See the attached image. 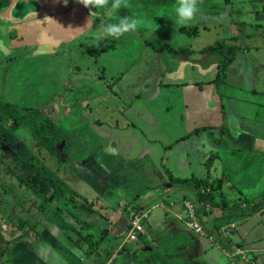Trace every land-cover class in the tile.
<instances>
[{
    "label": "crops",
    "instance_id": "0c3cea01",
    "mask_svg": "<svg viewBox=\"0 0 264 264\" xmlns=\"http://www.w3.org/2000/svg\"><path fill=\"white\" fill-rule=\"evenodd\" d=\"M198 7L202 28L218 27L223 32L220 39L224 38L230 45L238 47L225 79L215 81L219 57L204 51V48L199 58L195 59L189 58L191 54L188 57L190 50L175 56L170 53L169 60L158 66L157 72L162 74L165 81H160L155 95H168L171 89H177L188 95V101L187 98H181L180 109L176 108L185 120L174 117L167 121L178 129L174 142L169 144L172 147L169 146L165 151L158 149L154 156L150 155L149 146H142L138 142L131 143L126 139L120 144L121 138H143L139 130L130 131L129 127H124V132L116 137L111 129L119 127L96 120L94 131L105 139V144L93 152L95 156L92 160L85 163L71 161L69 156L73 147L82 140L81 137H74L68 155L61 157L60 162L75 175L76 182L69 185L64 180L65 189L45 213L49 223L48 217L57 223L58 227L52 224V231L61 233L53 235L52 241H46L44 234L38 240L33 239V252L23 253L21 247V260L17 259L19 264H51L47 258L51 257L52 250H56L62 259L70 261L67 258L73 254L74 248H80L79 254L88 248L89 242L83 238L86 235L93 237V243L99 242V246L97 252L92 253L95 257L81 264H102L105 262L103 259H106L105 264H239L231 256L237 248L246 251L250 262L264 264V173L258 168L261 167V161L250 163L256 169L254 174L249 165V171L244 175L248 183H254L252 181L262 175L254 186L256 194H243L244 200L237 201V194L223 192L227 180L224 178V169L231 166L235 154L264 158V0H200ZM88 20L89 10L77 0H68L67 6L63 0H0V40L4 41L0 56L10 54V57H14L13 52L22 55L19 50L28 46L24 41L32 33L33 50L38 47L36 43L39 40L43 41V47L50 41L51 45L56 44L55 40L67 44L68 40L77 36L76 32L84 34L94 27L96 30L99 22L97 18L90 21L87 29H79L85 28ZM164 34L162 32L163 37L167 35ZM178 34L188 36L180 30ZM144 37L146 41V35ZM174 40L178 42L177 38ZM178 49L185 47H173L174 51ZM197 65L206 66L210 71L205 76H198V72H192V68ZM180 93L173 91L172 94ZM147 120L150 118L147 117ZM163 123L156 121V126L161 127ZM131 129H135V126L131 125ZM215 129L222 132L219 140L212 137L215 136ZM189 133L197 136H194L197 143L191 152H187L183 145L192 138L185 137ZM178 146L179 149L174 151V147ZM172 161L179 169V174H171ZM62 176H66L65 173ZM174 177L178 180L190 177L211 179L215 186L221 177L222 194L228 196V202L213 210L205 207V216L200 217L204 234L195 233L186 222L183 202L196 201L195 188L191 185L176 188ZM127 182L140 187L147 185L158 192L161 186L166 190L169 188L170 196L166 193L160 197V201L147 207L139 198L132 196L138 188L127 190L122 186ZM254 189L252 187L249 190ZM70 191L76 192L72 198ZM217 201L220 202V199ZM90 203L93 204L92 208H99L100 211L92 212L79 207ZM236 203L241 208H236ZM74 204L78 206L74 207ZM244 204L248 207L243 208ZM138 207L135 213L147 215L141 222L144 232L139 234L136 242L125 243L135 214L133 209ZM232 223H238L237 228L224 235L220 227ZM19 230L22 229L17 227L11 230L9 238L1 234L0 248L6 244L13 247L16 244L15 234L20 235ZM57 239L60 244L55 243ZM131 245H135V249L129 251ZM137 248L139 254L134 252ZM145 248L146 252L141 256L140 252ZM11 259L5 263L11 264ZM62 263L66 264L65 261Z\"/></svg>",
    "mask_w": 264,
    "mask_h": 264
},
{
    "label": "rangeland",
    "instance_id": "374dc122",
    "mask_svg": "<svg viewBox=\"0 0 264 264\" xmlns=\"http://www.w3.org/2000/svg\"><path fill=\"white\" fill-rule=\"evenodd\" d=\"M128 3L129 7L121 9L119 15L133 18L140 17L146 23L137 31L126 34L119 40L98 41L95 39L97 33L94 27L93 30L84 34L83 32L79 34L76 32L77 36L71 41L68 40L67 42L69 43L67 44L55 40L54 43L56 44L51 45L52 41H50V43L45 44L46 47H43V41L39 40L36 43L38 47L33 50L32 33L30 38L24 41L28 46L19 50L22 55L13 52L14 57H10V54L0 56V60H2L0 64V102L4 105L7 103L16 105L22 114L34 112L39 119L48 115L67 133L70 139L76 136L81 137L82 140L79 145L73 147V152L69 156L71 161L77 160L85 163L92 160L93 156H95L93 152L97 151L99 146L105 144V139L96 130L94 131V121L96 120H102L109 126L119 127L120 129H111L115 132L113 134L116 137H120V133L124 132V127H129L130 131L139 130L143 135V138L139 139L133 136L121 138L119 140L120 144L128 139L131 143L138 142L143 144L142 146H149V152L152 156L157 153L158 149L160 151L167 150L171 146L169 144L174 142L178 132V129L167 121L174 117L178 120H185L176 111V108L180 109L181 98H187L188 101V95L177 89H171L172 92L168 95H155L157 92L156 87L160 81H165L162 74L157 72L158 66L169 60L170 50L156 51L154 48H158L159 43L163 44L162 42L168 43L172 47H185V49L191 51L187 53L188 57L191 54L192 56L189 58L195 59L199 58L203 48L210 47L216 42L224 41V38L220 39L223 32L218 27L207 30L202 28L203 22L200 20L199 15L192 23L186 25L188 28L196 27L198 31L196 30L191 36L188 35L190 37L184 34L180 36L178 27L181 26H176L174 20L169 17L174 16L176 0H171L165 6H159L152 0H128ZM88 10L90 11V9ZM97 22L99 26V18H97ZM157 25L159 26L158 29ZM199 28L200 33H198ZM162 32L167 35L163 37ZM197 34L199 35L195 39ZM144 35H146V41ZM175 38L178 39V42H175ZM149 41H151V44L148 45L147 42ZM224 44L226 43H220V46ZM198 67L199 65L192 68V72H198V76H205L210 71L206 69V66H200L199 70ZM148 83L150 85H147ZM173 91L177 93L181 91V93L172 94ZM163 105L164 108H162ZM188 107H191V105H188ZM147 117L150 120L152 119L151 123H149L150 120H147ZM156 121H164V123L161 127H158L156 126ZM153 122L155 123L153 124ZM131 125L135 126V129H131ZM7 126L10 127V125ZM21 129L24 133L23 138L17 135V131ZM105 129L108 130L107 128ZM10 132H12L14 137L24 142L25 151L16 159L25 161L28 154L34 151V148L30 146L31 143H35L34 140L29 143L26 139L28 136L30 137V133L25 132V127L11 129ZM213 132L215 136L212 137L215 140L221 139V130L215 129ZM187 136L192 138H189L188 142H184L183 145H185L187 152H191L197 143L194 141V136H197L193 133H189L185 137ZM10 143L8 142V144ZM179 147H174V151H177ZM16 149H19V147H16ZM225 156L227 157L228 154H225ZM10 159L12 160L13 156ZM263 159V157L256 158L249 154H235L231 166L224 169V178L227 180L223 192L227 194L230 191L232 195L237 194V201L244 200V196L256 194L257 191H255L254 186L259 183L258 179L260 178L261 180L262 175L260 177L258 175L259 178L252 181L254 183H248V178H245L244 175L249 171L248 166L250 163L256 161H261V167L258 168L261 173H264ZM171 163L174 165L171 164V174H179V169L175 166L174 161ZM45 164L48 169L57 170L60 175L65 173L66 176H62V178L69 185L76 182L75 175L70 173L63 163H58V158L53 159L46 156ZM165 166L167 167L168 165L165 164ZM250 167L253 169L252 165ZM254 169L252 174L256 172V169ZM179 178L184 177L179 176ZM174 179L178 178L174 177ZM187 179L195 180L197 178L190 177ZM219 180H221V177L218 178ZM263 180L262 182L264 183ZM175 185L176 188H187L189 183L176 184L174 182ZM122 186L127 190L138 188L134 190L132 196L139 198L147 207L160 201V197L166 193L170 196L168 194L169 188L166 190L162 186L159 188V192L153 191L154 189L147 187V185L140 187L129 182L124 183ZM252 187L254 190H249ZM13 194L16 195L17 193L14 191ZM26 195L29 199L31 198L29 194ZM37 201L39 202V200H34L33 205L29 204L28 209L24 210L13 204L14 201L10 198V195L1 194L0 235L4 234L6 238H9L12 233L11 230L14 228L17 229L19 227L22 230L18 232L20 235L15 234L16 244L13 247L6 244V246L3 245L0 248V252L3 250L0 264H7L9 258H12L10 260L11 264L14 262L19 264L21 247L23 248V253L25 251L33 252L34 241L32 232H30V229H33V217H35L34 222H38L37 228L41 229L46 241H52L53 235L57 236L59 231H52V228L54 229L52 224L57 226V223L52 217H48L49 223L45 215L40 214L36 207ZM204 216L201 215L200 217L204 218ZM24 217H31L29 224H26ZM186 220L188 225L189 219L187 215ZM86 242L88 241L86 240ZM55 243L60 244L61 242L57 239ZM129 247V251L135 249V245ZM88 248L89 251L87 250ZM88 248L80 254V248H74L73 254H70L67 258L70 261L62 259V256L56 250L51 251V257L45 258L51 264H63V261L66 264H81L86 259L89 260L95 257V253L92 254L94 248L92 243H88ZM139 251L137 248L134 252L139 254ZM145 252L146 248L141 250V256H144L143 253ZM18 258L19 260L17 261ZM30 259L26 261L28 262ZM6 260H8L7 263H5ZM151 260L153 259L151 258ZM239 264L245 263L239 262Z\"/></svg>",
    "mask_w": 264,
    "mask_h": 264
},
{
    "label": "trees",
    "instance_id": "16d2710c",
    "mask_svg": "<svg viewBox=\"0 0 264 264\" xmlns=\"http://www.w3.org/2000/svg\"><path fill=\"white\" fill-rule=\"evenodd\" d=\"M152 2H155L157 5L159 4V6H165L171 2V0H152ZM179 30L182 33L186 32L191 36V34L196 32L197 28L183 26ZM150 42L151 41L147 42V44H151ZM220 43L226 44L220 46ZM154 50H170V53H174V56L188 51L187 49H178L174 51L173 47L170 45L160 43L158 48L156 47ZM203 50L212 52L219 57L218 73L215 81H223L227 75L229 67L235 60L238 47L230 45L224 40L223 42H216L212 46L206 47ZM6 125H10L12 128L20 126L25 127L32 135H34L33 137L36 140L37 145L34 144V151L30 154V163H28L27 169L25 168L22 171H20V160H11V157L9 158L2 150H0V158L2 159H0V196L2 193L10 195L14 204L24 210L28 209L30 203L33 204L34 198H38L39 202L36 207L40 214L45 215L53 201L60 195L61 191L64 190L66 186L62 175H60L57 170L55 171L47 168L45 157L48 156L53 159L58 158L59 163L60 158L64 154H67L72 147V138L70 139L67 133L52 119L44 117L40 119V121L35 122L33 119L22 115L16 105L10 103L4 105L0 102V144L3 142L4 135L8 132ZM173 181L179 184L189 183V185L195 188L194 192L196 193L197 198L194 202L203 204L198 209V221L201 224H203V222L200 220V216L203 215V212L207 207H210V209L213 210V208L223 206L224 204H227L225 202H228L226 195L222 194V182L220 180L216 186L211 179H173ZM9 190L10 192H8ZM14 191L17 193L16 195L13 194ZM26 194H29L31 198L29 199ZM69 194L72 198L76 192L70 191ZM217 199H220V202H218ZM92 205L93 204L90 203L88 205H79V207L92 212L100 211L99 208H92ZM77 206V204H74V207ZM235 207L239 208L240 205L237 204ZM133 210L135 213L139 210V207L134 208ZM33 218V229H30V232H32V238L38 240L40 239V236H42V231L40 228H37L39 224L38 222H34L35 217ZM30 219L31 217H24L26 224L30 223ZM39 231H41V234L37 233ZM83 238L94 246L92 252H97L96 249L99 246V242L93 243V237L89 235H86ZM7 250H9V248H7ZM2 255L3 250L0 252V257ZM103 260H105V262H102V264H105L106 259Z\"/></svg>",
    "mask_w": 264,
    "mask_h": 264
},
{
    "label": "clouds",
    "instance_id": "9594fccd",
    "mask_svg": "<svg viewBox=\"0 0 264 264\" xmlns=\"http://www.w3.org/2000/svg\"><path fill=\"white\" fill-rule=\"evenodd\" d=\"M67 6L68 0H63ZM89 11V20L85 28L87 29L93 18H99L100 24L96 28V37L98 41L116 39L119 40L126 34H131L143 27L146 23L140 17L120 16L119 12L123 8L129 7L128 0H77ZM200 0H176L174 5V16H169L175 22L176 26H184L192 23L200 13L198 7ZM157 25V29H158ZM4 48V41L0 40V49ZM17 135L23 138V130H18ZM193 202V201H192ZM197 203V202H194ZM186 214V213H185Z\"/></svg>",
    "mask_w": 264,
    "mask_h": 264
},
{
    "label": "built area",
    "instance_id": "2783aa9c",
    "mask_svg": "<svg viewBox=\"0 0 264 264\" xmlns=\"http://www.w3.org/2000/svg\"><path fill=\"white\" fill-rule=\"evenodd\" d=\"M184 208H185V213L188 217V227L192 229L195 233H198L199 235L204 234V228L203 225L198 221V209L203 205L191 202V201H184ZM248 205L244 204L243 208H247ZM137 212V211H136ZM144 217H147L146 214L143 213H135L129 226V230L125 236L124 242H136L138 240L139 234L144 232L143 226L141 224L142 219ZM237 224L232 223L228 224L226 226H221L220 230L224 235H228L231 233L232 230L237 228ZM231 256L234 257L235 261L243 262L245 264H254L250 262L248 259L247 253L245 250L241 248L235 249L232 253ZM237 264V263H236Z\"/></svg>",
    "mask_w": 264,
    "mask_h": 264
},
{
    "label": "flooded vegetation",
    "instance_id": "af4514ba",
    "mask_svg": "<svg viewBox=\"0 0 264 264\" xmlns=\"http://www.w3.org/2000/svg\"><path fill=\"white\" fill-rule=\"evenodd\" d=\"M27 112V111H26ZM32 112V111H31ZM21 113V111H20ZM22 114V113H21ZM22 115H25L27 116L28 118H31L33 119L35 122L37 121H40V119L36 116V113L34 114L33 113H26V114H22ZM48 118H50L48 115L46 116ZM51 119V118H50ZM53 120V119H52ZM7 129H8V132L4 135V138H3V142L0 144V150H2L6 156H9V157H12L13 156V159L15 160L17 157H19L21 155L22 152L25 151V144L24 142H22L21 140H19L18 138L14 137L12 135V132H10L11 129H18L20 127L23 128V126H20V127H16V128H12L11 126L8 127L6 125ZM25 132H29L30 133V137L28 136V138H26L29 143L30 141H33L36 143V140L34 139V135L31 134V132L25 128ZM32 138V139H31ZM8 142H11L10 144H8ZM31 143L30 146L34 148L35 145H37V143ZM35 144V145H34ZM16 147H19V149H16ZM21 149V150H20ZM62 152V151H61ZM67 154H64L63 157L67 156ZM29 159H30V153L28 154V157L26 158L25 161L21 160V159H16V160H20V171H22L23 169H27V166H28V163L29 162ZM28 160V162H27Z\"/></svg>",
    "mask_w": 264,
    "mask_h": 264
}]
</instances>
